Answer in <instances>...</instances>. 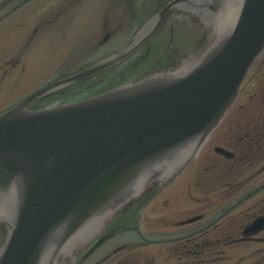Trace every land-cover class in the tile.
Segmentation results:
<instances>
[{"label":"water","instance_id":"water-1","mask_svg":"<svg viewBox=\"0 0 264 264\" xmlns=\"http://www.w3.org/2000/svg\"><path fill=\"white\" fill-rule=\"evenodd\" d=\"M166 4L118 53L0 116V222L8 231L0 264H66L79 243L121 206L195 159L234 103L249 66L264 48V0ZM172 6L195 13L220 35L192 64L76 103L27 109L36 97L127 57ZM11 11L8 7L0 16ZM205 36L199 27L181 29L177 38L190 48L208 45L212 39ZM197 52L185 54L182 64Z\"/></svg>","mask_w":264,"mask_h":264},{"label":"flooded vegetation","instance_id":"flooded-vegetation-1","mask_svg":"<svg viewBox=\"0 0 264 264\" xmlns=\"http://www.w3.org/2000/svg\"><path fill=\"white\" fill-rule=\"evenodd\" d=\"M79 1L65 9L74 7L81 13L76 7ZM29 2L18 0L10 6L11 16H0V114L68 73L100 61L95 56L116 52L110 40L116 34L122 40L131 38L140 18L147 20L163 1H151L149 9L129 6L137 0H109L87 9L95 16H74L69 22L63 16L15 15L20 5ZM123 10H128V20L134 24L124 19ZM178 22L168 13L134 56L147 54L148 49L152 53L160 42L173 37ZM67 41L68 48L76 47L70 57L91 54L94 59L68 69ZM115 70L106 69L83 83L96 84L95 89L108 86ZM82 93L65 90L30 107L73 101ZM159 185L153 184L112 216L97 238L77 251L72 264L85 260L90 264H244L264 252V226L253 229L255 221L264 217V52L198 159L175 181Z\"/></svg>","mask_w":264,"mask_h":264},{"label":"rangeland","instance_id":"rangeland-1","mask_svg":"<svg viewBox=\"0 0 264 264\" xmlns=\"http://www.w3.org/2000/svg\"><path fill=\"white\" fill-rule=\"evenodd\" d=\"M75 2V0H34V1H31L29 3H26L22 6H20L18 12L15 14L17 16H26V13H22V14H19L21 13L22 11H25V8L29 5H32L34 4V11L32 12L31 15H35V16H63L64 18H67V21L69 22L70 19L74 18V16H80L81 14H76V10H74V7L71 8V9H65V7L67 5H73V3ZM103 2H107V0H80L79 1V4L76 6L77 8H80L78 12H81L83 13L85 8L88 9L90 7H96V6H99L100 3L103 4ZM132 4H130L129 6H131ZM128 10H123V13H124V19L129 22L128 20V17L130 16L129 15V12H127ZM12 12L14 11H11L3 16H11L12 15ZM86 12V11H85ZM2 16V17H3ZM85 16H90L89 14H85ZM131 24H133V22H129ZM70 35V34H69ZM116 39H118L119 37L118 36H115ZM97 42V40H96ZM92 44V42H90ZM67 48H68V45H69V42L67 41ZM76 48V47H75ZM75 48H74V44H72L71 46H69L68 48V52L66 53V56L68 58L67 60V66H68V69L70 68H78L82 63H85L87 61H90L91 59H93V57L91 56V54H83L82 56L80 57H77L75 55H73L72 57H70L69 55H72L73 51H75ZM51 53V52H50ZM49 55V52L46 53L45 56L43 57H46ZM65 56V57H66ZM50 58V57H49ZM38 64V63H37ZM69 65L71 67H69ZM143 69H139L138 73L140 75H143L144 72H142ZM138 73H136V75H138ZM131 74V73H130ZM134 75V76H136ZM129 76V75H128ZM68 100V99H66ZM66 103V101H63ZM249 252V251H247ZM235 255V254H234ZM85 264H90V260L87 261L85 260L84 261ZM244 264H264V252H259L256 253L252 259L250 260H247L245 259V262Z\"/></svg>","mask_w":264,"mask_h":264},{"label":"bare ground","instance_id":"bare-ground-1","mask_svg":"<svg viewBox=\"0 0 264 264\" xmlns=\"http://www.w3.org/2000/svg\"><path fill=\"white\" fill-rule=\"evenodd\" d=\"M141 2H143V3H141V6H143V7H149V0H142ZM165 47H164V50L166 51H168V47L170 46V43L168 44L167 42L165 43ZM155 49H158V50H162V48H161V44L159 43V45L157 46V47H155ZM162 52H164L163 50L162 51H160L159 52V54L161 55L162 54ZM81 72V71H80ZM135 199H139V198H135ZM99 235V232H95L93 235H92V237L88 240V242L90 241H94L96 238H97V236ZM86 244V243H85ZM84 244V245H85Z\"/></svg>","mask_w":264,"mask_h":264}]
</instances>
